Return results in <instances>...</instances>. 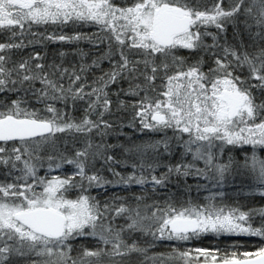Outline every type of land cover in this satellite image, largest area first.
I'll return each mask as SVG.
<instances>
[{
    "label": "snow or ice",
    "instance_id": "1",
    "mask_svg": "<svg viewBox=\"0 0 264 264\" xmlns=\"http://www.w3.org/2000/svg\"><path fill=\"white\" fill-rule=\"evenodd\" d=\"M0 264H264V0H0Z\"/></svg>",
    "mask_w": 264,
    "mask_h": 264
},
{
    "label": "trees",
    "instance_id": "2",
    "mask_svg": "<svg viewBox=\"0 0 264 264\" xmlns=\"http://www.w3.org/2000/svg\"><path fill=\"white\" fill-rule=\"evenodd\" d=\"M50 47H53V46H50ZM254 239V238H253Z\"/></svg>",
    "mask_w": 264,
    "mask_h": 264
}]
</instances>
